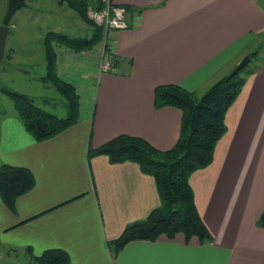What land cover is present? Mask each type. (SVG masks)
<instances>
[{
    "label": "crops",
    "instance_id": "obj_1",
    "mask_svg": "<svg viewBox=\"0 0 264 264\" xmlns=\"http://www.w3.org/2000/svg\"><path fill=\"white\" fill-rule=\"evenodd\" d=\"M115 1L127 7L128 28L111 33L119 60L113 72L100 71L103 46L95 61L86 60L93 73L81 68L78 53L63 51L70 58L58 73L81 97L76 124L37 141L18 112L0 109V166L28 168L35 178L14 211L0 197V256L17 264L22 254L30 258L29 248L35 255L58 248L71 264H264V57L226 113L213 162L190 177L212 242L163 235L113 255L109 241L161 199L154 177L137 163L88 157L120 134L172 148L183 113L156 108L155 88L179 84L200 96L228 75L264 42V0Z\"/></svg>",
    "mask_w": 264,
    "mask_h": 264
},
{
    "label": "trees",
    "instance_id": "obj_2",
    "mask_svg": "<svg viewBox=\"0 0 264 264\" xmlns=\"http://www.w3.org/2000/svg\"><path fill=\"white\" fill-rule=\"evenodd\" d=\"M26 1L28 5L35 0ZM57 1L75 10L89 24L92 21L87 15L88 7L102 9L105 6L103 0ZM104 36V29L100 26H93L91 36H72L57 31H49L45 36L46 75L43 80L52 83L65 98V116L38 106L35 99L27 94L6 87L1 89L14 101L25 128L37 141L50 139L76 124L81 114V97L76 86L58 73V52L54 44L79 52L94 48ZM108 40L104 48L111 53L115 68L119 60L112 53ZM263 46L249 53L251 61L259 58ZM249 64L237 74L229 73L220 78L200 96L179 84H164L155 88L156 108L173 106L183 113L180 136L172 148L160 150L144 138L120 134L99 148L89 150L90 159L106 155L112 163H137L144 173L154 177L161 199L160 207L146 218L128 224L118 238L109 241L113 255H117L131 241H156L163 235L174 238L183 234L187 241L196 237L201 243L213 241L196 206L190 177L213 162L216 145L227 132L226 113L239 96L247 77L259 68L257 64L248 68ZM34 184V175L28 168L10 164L0 166V197L11 210H15L17 198L29 192ZM258 225L264 227V211ZM28 252L34 264H71L69 254L63 249H47L40 255L33 254L31 248Z\"/></svg>",
    "mask_w": 264,
    "mask_h": 264
},
{
    "label": "rangeland",
    "instance_id": "obj_3",
    "mask_svg": "<svg viewBox=\"0 0 264 264\" xmlns=\"http://www.w3.org/2000/svg\"><path fill=\"white\" fill-rule=\"evenodd\" d=\"M7 5L8 0H0V24L3 22ZM91 24L98 26L93 22ZM91 24L86 23L68 5L60 4L57 0H35L18 9L10 23L5 54L0 64V109L17 112L14 101L1 91L3 87H6L31 96L38 106L48 111L65 116L67 113L65 98L52 83L43 80L46 75L45 36L49 31L67 33L72 36H91L93 32ZM109 37L104 36L94 48L76 52L78 58L82 59L83 70L93 73L91 64L86 60L95 61L100 52L98 48L104 47ZM54 45L58 52L59 71L64 62L70 58L69 53L63 51H68L70 48ZM12 48H15L14 56H11ZM258 57H264V46ZM259 58L252 60L248 68L255 66ZM112 69L115 70L114 67ZM79 87L83 96L89 95L90 91L86 85L83 89L82 84H79ZM13 260L17 264H34L25 254Z\"/></svg>",
    "mask_w": 264,
    "mask_h": 264
},
{
    "label": "built area",
    "instance_id": "obj_4",
    "mask_svg": "<svg viewBox=\"0 0 264 264\" xmlns=\"http://www.w3.org/2000/svg\"><path fill=\"white\" fill-rule=\"evenodd\" d=\"M103 1L105 6L102 9L89 6L87 15L93 23L103 27L106 33L105 38H107L108 36H111V33L114 31L128 28L127 7L116 3L115 0ZM112 67L111 53L107 52L104 48L100 63V71L109 72L110 70H113Z\"/></svg>",
    "mask_w": 264,
    "mask_h": 264
},
{
    "label": "water",
    "instance_id": "obj_5",
    "mask_svg": "<svg viewBox=\"0 0 264 264\" xmlns=\"http://www.w3.org/2000/svg\"><path fill=\"white\" fill-rule=\"evenodd\" d=\"M27 5L26 0H8L7 10L0 24V64L4 58L5 48L7 44V36L10 31V23L16 11ZM251 61V56H245L237 66L232 70L231 74H237L242 68L246 67ZM0 264H13L6 258L0 256Z\"/></svg>",
    "mask_w": 264,
    "mask_h": 264
}]
</instances>
